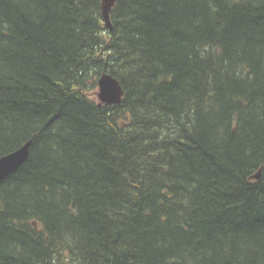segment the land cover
<instances>
[{
    "label": "trees",
    "instance_id": "trees-1",
    "mask_svg": "<svg viewBox=\"0 0 264 264\" xmlns=\"http://www.w3.org/2000/svg\"><path fill=\"white\" fill-rule=\"evenodd\" d=\"M104 5L0 0V264H264V0Z\"/></svg>",
    "mask_w": 264,
    "mask_h": 264
},
{
    "label": "water",
    "instance_id": "water-1",
    "mask_svg": "<svg viewBox=\"0 0 264 264\" xmlns=\"http://www.w3.org/2000/svg\"><path fill=\"white\" fill-rule=\"evenodd\" d=\"M115 0H104V15ZM108 24V23H107ZM97 100L99 104L111 105L121 101L123 91L119 82L109 74L100 76L97 82ZM30 141L23 144L14 152L0 157V182L9 174L16 171L28 158ZM258 177V176H257Z\"/></svg>",
    "mask_w": 264,
    "mask_h": 264
},
{
    "label": "bare ground",
    "instance_id": "bare-ground-1",
    "mask_svg": "<svg viewBox=\"0 0 264 264\" xmlns=\"http://www.w3.org/2000/svg\"><path fill=\"white\" fill-rule=\"evenodd\" d=\"M19 149V148H18ZM14 152V151H13ZM12 153V152H11ZM10 154V153H9ZM8 155V154H7ZM259 175H260V173H259V171H257L255 174H254V178L255 179H258L259 178ZM258 176V177H257Z\"/></svg>",
    "mask_w": 264,
    "mask_h": 264
},
{
    "label": "rangeland",
    "instance_id": "rangeland-1",
    "mask_svg": "<svg viewBox=\"0 0 264 264\" xmlns=\"http://www.w3.org/2000/svg\"><path fill=\"white\" fill-rule=\"evenodd\" d=\"M96 92H97V89H96Z\"/></svg>",
    "mask_w": 264,
    "mask_h": 264
}]
</instances>
